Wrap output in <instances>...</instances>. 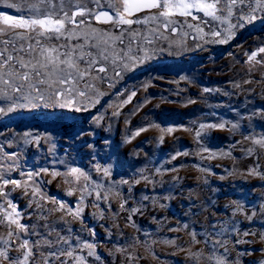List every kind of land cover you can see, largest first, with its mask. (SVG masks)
Returning a JSON list of instances; mask_svg holds the SVG:
<instances>
[{"label":"rangeland","instance_id":"374dc122","mask_svg":"<svg viewBox=\"0 0 264 264\" xmlns=\"http://www.w3.org/2000/svg\"><path fill=\"white\" fill-rule=\"evenodd\" d=\"M240 7L228 16L221 0L220 20L192 9L190 16L170 17L176 23L168 29L160 21L133 24L130 30L140 35L128 55L142 62L123 71L119 60L106 63V73L89 78L96 90L75 96V104L33 101L40 106L0 116V191L6 193L0 195V238L10 240L0 242V250L23 264L22 237L34 254L28 264H215L207 259L212 244L205 240L219 239L228 241L230 264L240 252L248 253L239 256L240 264L264 260L258 251L264 248V146L254 142L264 140V13L239 21ZM0 11L20 15L2 5ZM149 14L136 15L143 20ZM238 23L243 26L231 27ZM92 27L119 34L111 24L92 21ZM227 30L231 38L221 43ZM0 89L19 95L2 83ZM221 123L223 129L206 127L195 136L201 124ZM164 127L175 130L163 133ZM72 168L88 178L76 181ZM3 179L21 187L5 186ZM9 213L27 231L11 224ZM245 231L257 235L245 237ZM238 239L249 243L237 245ZM189 252L204 256L197 262ZM214 256L223 258L224 250L218 247ZM0 264L9 261L0 258Z\"/></svg>","mask_w":264,"mask_h":264},{"label":"snow or ice","instance_id":"6c2138e0","mask_svg":"<svg viewBox=\"0 0 264 264\" xmlns=\"http://www.w3.org/2000/svg\"><path fill=\"white\" fill-rule=\"evenodd\" d=\"M89 3L92 7L81 3L80 0H33V2L21 0L19 3L0 0V5L3 7L15 9L20 13V15L13 16L0 11V22L4 25V27H0V36L6 37L0 39V69H3V71H0V83L6 85L11 92L19 94L12 96L0 89V101L6 102V106H0V116L12 113L17 108L40 106V104L33 103V101L46 104L63 100L64 103L61 106L75 104V96L86 97L88 95L87 89L96 90V85L89 78L93 72L97 74L106 73L108 71L105 66L106 63L110 62L111 65H116L119 60L120 71H123L131 67L133 63L142 62L143 58L138 60L135 55H128L132 52V43L140 35L135 30H130V26L133 24L160 21L162 27L168 29L171 24L176 23L170 17L176 14L184 17L190 16L192 9L203 12L205 16L211 17L213 20L221 19V16L216 14L221 0H211V2L210 0H107L106 3H101V0H89ZM238 3L241 6L238 11H244V15L238 18L239 21L246 18L251 22L256 20L260 13H264V0H247V9L243 7L245 0H230V3L225 0L228 16L232 15V7ZM153 10H155L154 13ZM139 12L150 14L142 20L136 15ZM134 16H136L135 19L132 18ZM77 17H80V19L77 20ZM92 21L111 24L113 29L118 30L119 34H113L110 30L92 27ZM242 26V23H238L231 27ZM188 27H193V25L190 24ZM227 31L228 35L220 40L221 43L231 38V31ZM125 32L128 33L127 37L124 35ZM211 35L221 37V32L212 31ZM144 39L147 40V43H152L146 37ZM125 40H127V45H125ZM72 41H75V43H72ZM120 45H124V47H119ZM125 48H127V52ZM259 51L264 53V47L260 48ZM254 57L255 53L250 58ZM120 71H116L117 76L120 75ZM99 78L104 79V77ZM13 81H20L21 83H13ZM81 83L83 84L82 88ZM33 91L36 95H33ZM204 91L209 90L204 89ZM130 99L131 97H129ZM21 100H25L27 103H20ZM190 102L194 103V101ZM261 115H264V113H261ZM153 127L159 128L160 126L153 125ZM206 127L223 129L225 124H201L199 130H196L195 136L199 138ZM237 127L236 124L232 125L233 129ZM144 130L146 129H141V131ZM174 130L173 127L160 128L161 132L168 134L173 133ZM26 135L31 136L32 134L27 133ZM135 135H140V132L137 131ZM163 139L164 137L161 136L160 140L163 141ZM254 142L264 146V140ZM180 155H188V153L184 152ZM44 171H47V169ZM103 171L106 176L109 175L107 168ZM253 173H255V169H253ZM52 175L55 177L61 175V173L53 172ZM64 175L67 176L68 174ZM71 175L76 181H79L81 177L88 178L84 172L77 168L71 169ZM66 183H73V181L66 180ZM124 183H127V181H124ZM136 183H139V181H136ZM3 184L5 186L13 184L15 187H21L20 181L17 180L3 179ZM71 194L69 192V195ZM0 195H6V193L0 191ZM97 198H99V193H97ZM123 206L124 204H121V207ZM63 207V205H60V209H63ZM13 211L15 212L14 206ZM67 211L70 215L73 214V209L68 208ZM74 215H80L79 208L75 210ZM11 216L12 213H9L8 218L11 224H15L22 232L27 231L24 225L19 224L15 219H11ZM183 227L186 229L188 225L184 224ZM170 231H178V229L173 228ZM12 235V232L8 233L9 237ZM217 235H223V232ZM249 235L254 236L257 234L248 231L243 233L245 237ZM191 236L195 243L200 242L196 240L195 232H192ZM18 238L22 240L19 248L25 250L23 264H28L29 256L34 254L28 248L29 241L22 237ZM260 239L264 240V233L260 234ZM0 242L8 245L10 240L0 238ZM166 243L175 244V241L170 240ZM205 243L212 244V254L207 257L208 260H214L215 264H230L227 240L210 239L205 240ZM240 243H249V241L239 239L235 241L237 245ZM86 247L89 249L94 248L92 244H87ZM218 247L224 250L223 258L214 256ZM180 251L186 250L180 248ZM258 251L264 253V248L258 249ZM66 254L72 255L71 252ZM93 254L92 251L89 252V255ZM245 254L248 253H238L237 258L231 261V264H240L239 256ZM50 255L56 256L57 254L53 252ZM203 256L204 253L202 252H189V258L197 262ZM0 258L9 261V264H21V258L9 256L7 249L0 250ZM45 264H47V261ZM259 264H264V260L259 261Z\"/></svg>","mask_w":264,"mask_h":264}]
</instances>
